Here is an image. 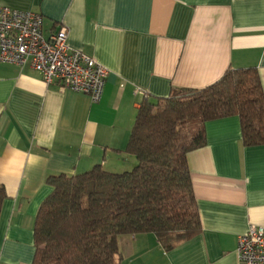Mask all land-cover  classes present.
<instances>
[{
  "label": "crops",
  "instance_id": "crops-1",
  "mask_svg": "<svg viewBox=\"0 0 264 264\" xmlns=\"http://www.w3.org/2000/svg\"><path fill=\"white\" fill-rule=\"evenodd\" d=\"M36 11L43 34L67 28L73 49L108 74L100 99L0 62V264H31L35 217L50 176L134 163L126 146L139 102L199 89L253 68L264 90V0H0ZM187 154L202 230L165 253L151 234L119 241L121 264H238L237 237L264 225V144L246 145L238 116L205 124Z\"/></svg>",
  "mask_w": 264,
  "mask_h": 264
},
{
  "label": "trees",
  "instance_id": "trees-1",
  "mask_svg": "<svg viewBox=\"0 0 264 264\" xmlns=\"http://www.w3.org/2000/svg\"><path fill=\"white\" fill-rule=\"evenodd\" d=\"M236 115L246 145L264 144V90L253 68L228 69L199 89L143 94L123 151L134 163L47 179L35 217L31 264H121L124 236L151 234L171 251L202 230L187 154L206 143L207 121ZM0 183V210L5 199Z\"/></svg>",
  "mask_w": 264,
  "mask_h": 264
},
{
  "label": "built area",
  "instance_id": "built-area-1",
  "mask_svg": "<svg viewBox=\"0 0 264 264\" xmlns=\"http://www.w3.org/2000/svg\"><path fill=\"white\" fill-rule=\"evenodd\" d=\"M67 34L62 26L44 36L39 12L0 5V62L29 64L47 85L57 81L61 90L89 95L96 102L108 70L92 56L70 47ZM236 252L238 264H264V225H250L238 235Z\"/></svg>",
  "mask_w": 264,
  "mask_h": 264
},
{
  "label": "rangeland",
  "instance_id": "rangeland-1",
  "mask_svg": "<svg viewBox=\"0 0 264 264\" xmlns=\"http://www.w3.org/2000/svg\"><path fill=\"white\" fill-rule=\"evenodd\" d=\"M160 247H161V245H160ZM161 250H162V251H164L162 247H161ZM166 252H167V251H165V253H164V254H166Z\"/></svg>",
  "mask_w": 264,
  "mask_h": 264
}]
</instances>
